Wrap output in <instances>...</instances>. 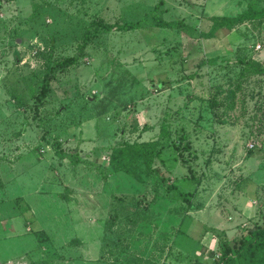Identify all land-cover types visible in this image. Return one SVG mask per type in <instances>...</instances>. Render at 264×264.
<instances>
[{
	"label": "rangeland",
	"instance_id": "rangeland-1",
	"mask_svg": "<svg viewBox=\"0 0 264 264\" xmlns=\"http://www.w3.org/2000/svg\"><path fill=\"white\" fill-rule=\"evenodd\" d=\"M158 1L0 0V264H192L211 231L214 248L219 235L233 241L263 224L264 74L242 80L233 111L211 101L244 61L264 68V21L198 33L264 0H165L154 12L196 34L158 27ZM100 19L140 25L104 30ZM69 56L78 61L39 102L48 64ZM183 133L191 151L173 145ZM124 140L157 142L159 174L111 172L110 147ZM191 167L201 183L183 181ZM168 184L197 190L202 206L183 226L176 210L187 203L174 189L161 197Z\"/></svg>",
	"mask_w": 264,
	"mask_h": 264
},
{
	"label": "trees",
	"instance_id": "trees-1",
	"mask_svg": "<svg viewBox=\"0 0 264 264\" xmlns=\"http://www.w3.org/2000/svg\"><path fill=\"white\" fill-rule=\"evenodd\" d=\"M165 3V0H159L152 13V17L154 19V23L158 27L162 28H171V29H180L190 34H196L197 28L190 23H187L184 19H173L167 20L160 15L155 14L154 12L159 10L161 6ZM245 21H264V6L256 7L249 6L247 9L243 10L241 13L235 16H222V17H213L212 24L208 31L199 30V35L203 38H212L217 35V32L223 28L233 29L235 26L245 22ZM96 24L99 27H103L104 30H121L128 31L131 29H136L139 27L140 22L127 23V24H108L102 21L101 19L96 21ZM90 41V35H85V43ZM83 49V46H81ZM78 61L77 56H69L67 58L58 60L54 63H49L47 66L46 73L43 77V84L41 87V92L37 97V100L41 102L44 97L48 94L51 87V80L55 76V72L59 69H65L66 67L75 64ZM212 62H216V59L210 60ZM244 61V60H243ZM243 70L240 72L239 80L232 85H229L228 88L218 87V95H223V98L219 100L215 96L213 97L211 103L216 108H221L223 113H229L233 111L237 104V94L241 91L242 88V80L248 79L252 76L263 75L264 68L260 62L257 60L250 58L249 61H244ZM264 98V93H263ZM257 110L261 112L262 117L259 118L260 122L264 125V102L259 103L257 106ZM225 121V120H224ZM148 125H144L143 128H147ZM160 136L161 138H169L171 136V132L166 125L165 122H162L160 125ZM157 142L153 144L150 141L146 140H136L129 141L124 140L117 145L110 147V156L108 168L113 173L118 172H126L129 175L137 177V172L135 171L136 166L144 167V172L148 176H152L153 174H159L154 168L155 159L158 158L161 153L159 150H156L154 146H156ZM173 145L181 150L191 151L192 146L191 142L188 140L187 134L180 135L176 140L173 141ZM154 148V149H153ZM61 149V148H60ZM250 153H253L251 151ZM79 158V156L77 157ZM185 162L188 160L181 157ZM189 161V160H188ZM187 161V162H188ZM76 162V160H74ZM186 162V163H187ZM263 167V165H262ZM190 174L182 177L183 181L191 182L195 181L196 184L201 183V176L195 173L193 167L189 168ZM161 181H166V179L161 176ZM142 181V180H141ZM264 188V184H263ZM174 189L178 194V197L184 202L187 203L186 206L181 205L180 208L176 210L182 215V225L184 223L185 218H188V211L195 210L201 208V203H195L193 198L197 194V190H185L180 188L176 184L167 185V192L161 194V197H168L169 190ZM160 197L159 189L155 188V194L151 198L150 205L158 201ZM122 200V198H121ZM150 206H147V210L150 211ZM143 217L149 218V220H153L154 215L152 212L149 214H144ZM144 218V219H145ZM208 231V229H206ZM204 231V235L207 231ZM246 230V229H244ZM188 231V230H187ZM183 235L185 231L182 227H178L177 232L174 235ZM190 234V232H186ZM211 233H214L211 231ZM176 235V236H177ZM203 235V234H202ZM203 235V236H204ZM219 240L217 242V246L215 248H210L207 244H202L201 242L193 248L194 262L192 264H264V222L263 224H259L254 229L246 230L245 234H241L234 238L233 241L229 240L227 236L219 235ZM162 249V248H161Z\"/></svg>",
	"mask_w": 264,
	"mask_h": 264
},
{
	"label": "crops",
	"instance_id": "crops-1",
	"mask_svg": "<svg viewBox=\"0 0 264 264\" xmlns=\"http://www.w3.org/2000/svg\"><path fill=\"white\" fill-rule=\"evenodd\" d=\"M14 160H15V159H12V161H14ZM39 160H42V159L40 158ZM213 237H214V234L211 233V236L209 237L208 242L206 243L210 248H213V247H211V245H210V243H211ZM217 242H218V241H217ZM216 246H217V245H216ZM214 248H215V247H214Z\"/></svg>",
	"mask_w": 264,
	"mask_h": 264
},
{
	"label": "built area",
	"instance_id": "built-area-1",
	"mask_svg": "<svg viewBox=\"0 0 264 264\" xmlns=\"http://www.w3.org/2000/svg\"><path fill=\"white\" fill-rule=\"evenodd\" d=\"M258 47L260 48L261 46H260V45H258Z\"/></svg>",
	"mask_w": 264,
	"mask_h": 264
}]
</instances>
